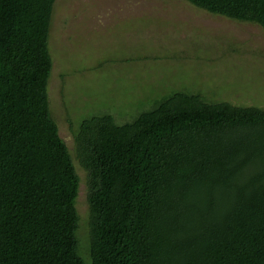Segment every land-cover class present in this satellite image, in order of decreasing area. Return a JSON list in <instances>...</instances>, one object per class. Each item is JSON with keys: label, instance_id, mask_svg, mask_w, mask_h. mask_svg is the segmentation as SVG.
I'll return each instance as SVG.
<instances>
[{"label": "trees", "instance_id": "1", "mask_svg": "<svg viewBox=\"0 0 264 264\" xmlns=\"http://www.w3.org/2000/svg\"><path fill=\"white\" fill-rule=\"evenodd\" d=\"M264 29V0H184ZM55 0H0V264H264V108L175 91L58 133ZM85 172L87 223L76 203Z\"/></svg>", "mask_w": 264, "mask_h": 264}, {"label": "rangeland", "instance_id": "2", "mask_svg": "<svg viewBox=\"0 0 264 264\" xmlns=\"http://www.w3.org/2000/svg\"><path fill=\"white\" fill-rule=\"evenodd\" d=\"M47 93L70 152L81 120L131 122L175 91L264 108V29L215 16L184 0H55ZM76 203L87 223L85 172Z\"/></svg>", "mask_w": 264, "mask_h": 264}]
</instances>
